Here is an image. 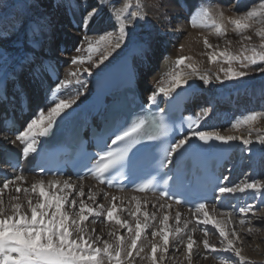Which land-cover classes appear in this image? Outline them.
Listing matches in <instances>:
<instances>
[{"label":"snow or ice","instance_id":"snow-or-ice-1","mask_svg":"<svg viewBox=\"0 0 264 264\" xmlns=\"http://www.w3.org/2000/svg\"><path fill=\"white\" fill-rule=\"evenodd\" d=\"M40 0H31L29 7L35 10L36 15L29 17L18 16L10 25H0V62L4 65H12L13 75H16L15 69L19 68L21 72H26L32 80L38 84H43L44 74L53 68V62L47 59V52L51 51L54 42V33L56 21L53 13L40 12L42 7ZM56 8L62 7L61 0H56L54 5ZM68 7H71L69 4ZM131 0H125L122 7H116L112 16H114L113 28L118 27V31H106L99 35L98 39L91 40L87 35L83 38V43L86 48L77 47L75 51L82 53L73 56L70 60L71 65H76V70L69 72V78L59 80L54 86L49 87L51 95L50 105L46 108H38L35 115L26 123L23 130L15 135V140L10 143L15 144L19 141L24 145L22 154L26 158L29 154L37 153L38 140L37 138H47L58 124L59 119H63L66 115V110L72 108L77 103V100L88 90V83L83 73L88 76L93 75V70L100 69L114 53L118 50L127 48L130 44L133 45L139 55L144 59H149L154 52L155 43L158 40L157 36L152 33H147L139 38L134 35V28L137 24H142L148 21L146 12L141 11L139 4L135 10L129 11ZM98 15L97 9L86 11L83 16V25L87 30L92 19ZM167 17V13H164ZM221 18V23L216 20L212 21V26L217 34L223 36L225 29L223 27V11L218 13ZM210 16L209 10L205 8L203 15L199 18L193 16L191 18L192 27H197L198 24H203ZM258 21L264 24V0H261L259 9L252 7L245 11L242 15L234 18H229V22L233 25L237 35L242 37V40L250 41L251 36H244L243 33L252 27V23ZM262 41H264V31L256 32ZM206 48H213L209 44L208 39H204ZM261 48L264 49V43ZM247 47L244 51L247 52ZM252 55L242 54L241 56L231 55L227 50L219 53L224 62L229 64L227 69H221L224 73L222 80L219 75L215 77L216 81L224 83L227 81H236L248 75L247 71L234 70L231 67L233 62H239L242 68H248L249 65L264 64V50L257 51L255 47L251 49ZM95 59L94 57H97ZM217 57L216 52L209 54V60L213 61ZM191 58L180 56L176 59L174 67L165 75L168 77V87L159 88L149 94V103L157 105L156 114L158 119L149 121L148 119H138L131 123L130 126L116 128L112 131L110 146L105 145L107 150H102L97 159L96 166L91 169L95 174L96 179L101 184L112 185L117 176L125 169L128 170V175L124 179H130L135 175V163L141 153H144L150 147V142L157 140L161 136H167L173 130L165 117L167 116L165 108L159 107L157 98L159 95L167 98L169 109L173 106H179L183 99L186 98L188 89L193 85L190 80L196 78L207 86L212 83V78L207 73H201L191 64L186 63ZM88 65L87 67H79ZM183 66V67H182ZM190 69L184 71L183 69ZM258 71L264 72V67H259ZM72 77L75 79V91L67 98H59L61 89H66L73 84ZM182 89L183 91H177ZM175 93V95H173ZM0 100L7 101L6 84L0 83ZM212 109L210 107L202 108L196 115L192 123L188 124V131L184 134L181 128V138L170 142L168 147L163 149L162 156L156 162V168L163 171V175L167 177L164 184L168 185L169 181L173 183L180 182L186 175L187 170L182 167L183 160L189 148H194L193 139L198 141L202 146L211 145L212 142L227 145L232 141H240L244 146L253 144L251 137V128L249 137H241L236 135H221L219 131L201 130L199 129L200 121L206 120ZM259 113H251L243 120L233 123V128H239L242 125H251L259 118ZM196 125L197 127H193ZM257 141L264 145V135L257 136ZM142 145L141 147H137ZM135 149V151H133ZM246 151L251 152V148L246 147ZM166 170V171H164ZM40 173H45V169L40 168ZM115 174V175H113ZM25 176L16 175L13 179H5L3 186L0 187V264H125L128 257H132L133 250L137 249V242L141 240V235L149 227L148 220L150 214L145 210L142 212L143 220L139 218L141 214V203L137 197H133L136 201L135 210H128V214L135 217L134 227L127 219H121L117 214L120 209L113 203L111 207L105 209L101 204H95V195L89 194L88 199L93 202L92 205L85 202L84 199H70V192L74 189V185L68 180L61 181L53 179L47 183L41 179L31 184V188H21L15 186V193L19 194L23 191L25 194L29 192L36 195V199L29 198L26 209L20 200L19 195L10 197L8 208L5 207L3 193L9 189L10 185L16 184L17 181H24ZM228 177H223L220 186L216 191L220 194H236L247 193L251 190L254 200L252 203L238 210L221 209L222 216L231 217L235 214H240L243 218L240 220V227L243 229L245 223H251L248 219V214L251 212L256 219L264 220V212L257 216L260 209L257 207V202L264 200V181L261 180H245L242 183H237L232 186L225 185ZM62 184V187L60 186ZM153 186V181L147 183L133 185L138 191H146ZM121 190L123 184L120 185ZM52 189H56L53 192ZM155 190V189H153ZM79 197H84V190L81 187L78 192ZM161 197H166L168 200L176 204L182 203V199L177 197L165 188L160 192ZM118 198L112 197L115 201ZM94 205V206H93ZM169 208L171 204L167 205ZM161 208L165 205L161 204ZM10 209V211H9ZM206 209V202H200L195 206L196 213H200L202 218L198 220L199 224L205 226V239L203 240V248L213 253L223 252L234 255L238 258L237 261L225 259L223 264H245V257L242 255L243 243L240 234L235 228L226 231L225 221L218 220L210 215ZM30 213V214H29ZM90 216H105V221H115L121 229H126L127 238L116 232H109L110 237H114V241L110 242L105 239L102 241L103 247L97 246L100 241L99 236H93L87 230L85 222ZM155 219V213L151 214ZM181 219L180 213L177 212L175 220L179 223ZM169 216L163 215L160 224L163 226L159 231H153L152 237H160L162 243H151V254L149 259L151 264H157V252L161 251L160 259L163 260V253L169 251L170 235L174 239L182 242L183 237L179 234L182 229L177 226L173 231L168 230ZM211 225L218 233L221 247L218 249L215 244H210L207 239V226ZM188 227V222L185 221L184 228ZM195 230V229H193ZM252 228L248 229L251 233ZM196 241L191 235H187L186 248L191 261L193 246ZM141 247L139 252H143ZM123 254V255H122ZM139 254V253H137Z\"/></svg>","mask_w":264,"mask_h":264},{"label":"bare ground","instance_id":"bare-ground-1","mask_svg":"<svg viewBox=\"0 0 264 264\" xmlns=\"http://www.w3.org/2000/svg\"><path fill=\"white\" fill-rule=\"evenodd\" d=\"M142 2H143L145 10L148 11V21L142 24H137V26L134 28V35L137 38L147 33H152L154 36H157L158 40L155 43L153 54L151 55L149 59L146 60L142 58L139 55V53L136 51L135 47L130 44L127 48H123L122 50H118L117 53H114L107 61L104 62V64L101 65L100 69L93 70V75L88 76L87 73H83V77H86L89 79L91 78V82L87 81L89 85L87 92H85V94L77 100V103L73 105L72 108L76 107L77 105L81 104L82 102H84L85 100L89 99L92 96L93 91L96 85L101 80L102 76L107 72V70L110 67L114 66V64L121 57H125L131 63L133 72L138 73V76H140V81L143 85L145 94L146 92L151 93L152 91L159 89L158 87L157 88L153 87V85L155 84L154 79H157L160 75L166 74L168 71L172 69V67H174V63L177 58L176 57L174 58L172 53L170 54V51L167 47H165V50L163 51L162 55H159L157 53V50L160 48L161 45H163V43L159 45V42L162 40L164 41L165 39V36H164L165 30L162 28L167 27V24L163 21L162 17H160V9L158 8L157 10L156 9L157 7L155 6L153 8V6L148 0H143ZM260 2L261 0L260 1H252V0H162V3L172 12L173 16L177 15V11H178L179 16L183 18H188V13L192 12V14H196L199 20V18L203 15V10L205 8L209 10V13H210L209 18L206 21H204L203 24H199L200 26L198 25V28L192 27L189 21L188 22L185 21V23L180 24L175 19L174 24L177 25L179 32L181 31L183 32L182 37L178 36L180 38L177 39L176 38L177 36H176L175 40L176 41L179 40V42H181L183 51L185 52L187 57L191 58L189 61H187V63L193 64L199 72L207 73L212 78V83L207 86L203 85V82L196 78H193L192 80L189 81V83L193 85V87L188 90L190 91L192 95V100L194 101V102H192V100L189 101V106L191 109L190 111L195 110L198 114L202 108L210 107L211 109H214L213 111H211L209 117L206 120L200 121L199 129L219 131L221 135H225V136L236 135V136H241L245 138L249 137L250 128L252 130L251 137H250L253 140L252 145L244 146L240 141H235L238 144V146L231 160L232 164L230 165V168H231L230 172H232L234 167H237L236 175L239 174L240 172L239 167L241 166L238 164L239 163L242 164L244 162L243 155L252 156L253 158L252 159L253 161L251 162V164H248V167L250 169L252 168L254 169L253 173L246 174L244 178L241 179L240 183L244 182L245 180H248V181L256 180L255 177H256L258 169L260 168L258 161L261 160V157H263L262 155H264V145H261L257 141V136L264 135V130H263L264 128L262 127L264 126V122H263L262 116L260 115H259V118L256 120V124H255L256 126H252V127H247V126L245 127L242 125L239 128H233L232 127L233 123H232L227 128H225V125L223 124L224 122L223 123L221 122L223 118L226 119L225 117L226 114L224 111H222L219 108L218 106L219 102L221 101L222 103L225 101L226 103H229L228 100H230L231 102H236L237 100H239L242 94H241V91H238V90L231 91L229 82L227 80H225L224 83H220L219 81H216L215 77L219 74H216L214 76L209 73L210 70L208 69L212 68L213 66V61L209 60V54L211 52H216L217 56H220L219 55L220 52L224 50L228 51V47L224 44V42H222L221 39H219V36L221 35L217 34L215 28L212 26V21L216 20L218 23H221V18L219 17L218 13L220 11H223L224 15H223L222 23H223V27L225 31L227 30L228 34L236 35L237 33L234 31L233 25L230 24L229 18H234L238 15H242L245 11L250 10L252 7H256L257 9H259ZM68 4L71 5V7H69L70 8L69 14H71L73 17L76 15H77L76 17H78L79 13L75 15L73 11V9H75L73 7L74 2L69 0ZM79 18L80 17H78L77 19ZM109 21L110 20L104 21L102 24L99 25L98 29H101V30L106 29V27H108ZM92 22L93 20L91 21V24H89L88 26H91L93 24ZM255 26H256V23L254 21L252 23V27L247 29L244 33H247L249 36H253L250 30H252ZM205 38L208 39L209 44H211L213 48L211 49L206 48L204 44ZM71 39L72 41L74 40L75 42L78 41L77 36L74 38L72 37ZM57 57H58L57 64H58V70H59L58 81L69 78L68 76L69 72L74 71L73 65L71 64L67 65L66 67L69 71L66 72L67 69L63 70V68L65 67L64 62L66 60L62 56H57ZM158 58H159V61H156L158 60ZM47 59H51L52 61L56 62L55 59L50 58V56L48 55H47ZM87 66L88 65H82L79 67L83 68ZM156 66L157 68H155L154 70L153 68ZM189 70L190 69H186L184 71H189ZM15 72H16V75H13V68L10 62L7 65H4L2 62H0V83L6 84L7 92L12 87V80L14 79V77L21 76L22 74L19 68H16ZM150 72H152L153 74H151L152 76L148 84L147 77ZM71 79L73 80V84L68 86L66 89H62V92L60 94L61 98H67L69 95L74 93L75 88H76V85H75L76 78L72 77ZM221 79L223 80V78ZM55 84L56 83L51 81V79L48 77V74L45 73L43 84H38V86L41 89L40 93H42V99L39 105H36V107L40 106L41 108H46L47 106L50 105V103L46 101L45 99V94L49 91V87L54 86ZM24 87L26 89L25 85ZM167 87H163V88H167ZM181 90L182 89H177V91H181ZM262 93H264V83L251 87L249 91L247 90V94H250L249 96L255 97V99H261V98H258L257 96H260ZM173 95H175V93H173ZM162 96H163L162 94L158 96L157 102H159L158 100ZM200 99H205V101L210 102V106H203V105L198 106V103H195V101H198ZM246 117L247 115L245 114L244 117H241L242 119H239V120H243ZM0 133H1L0 134V147H6V148L12 147L15 150L21 148L22 144H20L19 141H16L15 144L10 143V142L8 143L5 142L6 139H11L10 141H14L15 136H10L9 134H6V132H0ZM194 142H196L195 139H193L192 143ZM246 147L251 148V152L246 151L245 150ZM33 161H34L33 157L24 158V162L25 164L27 163V167H29L33 163ZM13 174L15 176L23 175L25 176V180L22 182L17 181L16 184L10 185L9 189H6L4 191L3 199L5 202L6 208H8L9 203H10V197L13 195H19L20 200L22 201L24 205V210H27L26 206H27V201L29 198L33 199V201L36 199V195L31 192H29L28 194H25L23 191H21V193L19 194L15 193L14 189L16 185H19L22 189L25 187L30 189L32 183L37 182L41 179H43L46 183L47 181L53 180V179H59L61 181L68 180L74 185V189L71 190L70 192V199L71 198H76L77 200L84 199L86 203L92 205L93 202L88 199L89 194H92V195H95L96 197L95 204H101L105 207V209H107L108 207H111V205L115 203L118 209H120V211H118L117 213L120 216V218L122 220L127 219L129 223L134 227L136 218L130 216L128 214V210L129 209L133 211L135 210L136 201L133 200V197H137L140 200V203L142 206L141 214L139 215V218L143 220L142 212L146 210L150 214L149 220H148L149 227L145 230V232L142 233L141 240L137 242V249L133 250L132 257H128L125 261V264H151V260L149 259V256L151 254V243H162L159 236L154 238L152 237L151 233L153 231H159L160 228L163 227L160 224V220L163 218V215L165 214L169 216L168 230L171 232L177 226H179L182 229V232L179 235L183 237V240L181 242L178 239H174L170 235L169 251L167 253H163L164 258L163 260H161L160 256L162 255V253L160 250H158L157 264H223L224 257L226 256L227 257L229 256L235 260H238V258H236L232 254L223 253V252L213 253L211 251L205 250L203 248V240L205 239V232H204L205 226L198 223V220L202 218V215L200 213H196L195 210H189L187 208L179 206L176 203L166 201L165 199L161 198L157 194H141V193L132 192V191L117 192L114 190L106 189L105 187L97 184L91 178L75 180V179L70 178L69 176L40 177L38 175L27 174L26 172H22V173L15 172ZM60 186L62 187V184ZM81 187L84 190V194H85L84 197H79L78 195L79 189ZM52 191L56 192V189H52ZM113 196H116L118 199L113 201L112 200ZM224 197H228V202L231 201L232 209L236 210L235 205L237 204L240 198L242 202L241 207H244L247 204L253 202L254 196L251 190H249L247 193H243V194L242 193L222 194V198ZM161 204L165 205V207L161 208L160 207ZM168 204H171L170 208L167 206ZM205 210L208 211L209 214L214 216L216 219L225 221L226 231L235 228L237 232L240 234V237L243 241V243L241 244V247L243 249L242 255L245 257V264H253L252 260H255L256 262L258 261L260 264H264V228H263V233L261 234L258 233L259 232L258 228L255 225H251V226L249 225L248 227L241 229L240 223H239L240 220H237V218H234V215L231 217L222 216L220 214L221 209H218V207L214 205H206ZM177 212H179L181 216L179 223L175 220V216ZM152 213H155V219L151 217ZM104 217L105 216H90L88 221L85 222V226L87 230L89 231V233H91V235H93L94 237L99 236L101 238L100 241L97 242V246L103 247L102 241L105 239L109 240L110 242L114 241V237H110L108 235L109 232H116L127 238L128 236L127 230L121 229L119 225L115 224V221L98 222L96 220V219H101V218L103 219ZM239 217H241V215ZM250 220L251 222H253L252 224L261 221L260 219H256L255 217ZM185 221L188 222V227L186 229L184 228ZM210 226L211 225L207 227H210ZM249 228L253 229L251 233L248 232ZM211 229H213L212 226H211ZM187 235H191L193 237V240L196 241V243L193 246V250L191 254V261H189V254L186 248ZM213 235L214 234L212 232L208 233L207 239L209 240L210 244H215L216 247L219 249L221 247L220 245L221 238L219 236L214 237ZM141 247L144 248L143 252H139V249ZM254 248H257V249L255 250ZM217 255H219V257H216Z\"/></svg>","mask_w":264,"mask_h":264},{"label":"rangeland","instance_id":"rangeland-1","mask_svg":"<svg viewBox=\"0 0 264 264\" xmlns=\"http://www.w3.org/2000/svg\"><path fill=\"white\" fill-rule=\"evenodd\" d=\"M68 1L69 0H61L62 7L56 8V7H54V5L56 4V0H40V2L42 3L43 6L39 9V11L40 12H51V13H53V15L55 17V21H56V27H55V33H54V42H53L52 47L54 48L55 52H57V53L56 54L51 53L52 55H59L60 54V45H62L64 38L66 36H67V42L71 41L74 44V47L77 48V47L83 46L86 48L87 45L83 43V38L85 35H87L89 39L95 40V39L99 38L100 34H103L106 31H113L114 33H115V31H118V27L113 28L114 16H112V13L114 12V8L122 7L123 4L125 3V0H71L72 2H74L73 7L75 9L77 8L76 10L73 9L75 15L79 13L78 17H80L79 19H77L78 22L76 23L75 26L69 20V17L66 13V9L69 8L68 7V5H69ZM142 1L143 0H131V7L129 8V11L135 10L137 5L139 4L141 11L146 12L148 15V11L145 10ZM148 1L151 3L153 8L155 6V7H157L156 8L157 10H158V8L160 9V17H162L163 21L167 24V27L162 28L165 30V33H164L165 39H164V41L162 40L159 42V45H161L162 43H163V45L160 46V48L157 50V53L159 55H162L163 51L165 50V47H167L170 51V54L171 53L173 54L174 58L175 57L178 58L180 56H186L187 57V55L183 51V48L181 46V42H179V40H177V41L175 40L176 38L178 39V38L182 37L183 32L182 31L179 32L177 25L174 24V20L176 19L177 22H179L180 24L185 23V21H187V22L189 21V23L191 24V22H190L191 18L193 17V15L196 16V14H192V12L188 13V18H189L188 19V18H183V17L179 16V12L177 11V15L173 16L172 12L162 3V0H148ZM252 1H260V0H252ZM30 3H31V0H0V25H6V26L10 25L12 22H14L16 20V18L18 16L29 17V18L35 16L36 12H35V10H33L29 7ZM93 8L97 9L98 15H96L92 19L93 24L91 26H88L87 30H85V27H84L83 22H82L83 16H84L86 11H91ZM164 13H167V17H165ZM107 20H110L108 23V27H106V29H104V30L98 29L99 25L102 24L104 21H107ZM179 23H178V25H179ZM255 23H256V26L252 30H250V32H252V35H253V36H251L252 39L250 41L242 40V37L240 35H237V34L236 35L228 34L227 30L225 31V34L223 36H219V39H221L222 42H224V44L228 47V52L231 55L241 56L242 54H246V55L250 56V55H252L251 49L253 47H255L257 51L264 50L261 48V45H262V43H264V41H262L261 38L258 35H256V32L258 30L264 31V24H262L258 21H255ZM90 24H91V22H90ZM195 28H198V26ZM243 35L249 36L247 33H243ZM70 36H72L73 38L77 36L78 41L77 42H75L74 40L72 41V39H71L72 37H70ZM178 36H180V37H178ZM221 40H220V42H221ZM74 47H73L74 50L70 53L72 56L69 54L65 58L63 57L66 60L64 62L65 67L63 68V70L67 69L66 66L70 64L69 62L73 56H77V55L82 54V53L76 54L77 53L75 51L76 48H74ZM245 47H247V49H248L247 52L244 51ZM94 58L98 59V56L94 57ZM156 61H159V58ZM186 63H187V61H186ZM174 65H175V63H174ZM75 67H76V65H73L74 71L76 70ZM228 67H229V64L224 62L222 57L217 56L216 59L213 60L212 68H210L208 70H210V72H209L210 74H212L214 76L216 74H219V76L224 79V73H223V71H221V69H227ZM231 67L234 70L247 71L248 75L241 78L240 80L228 81L231 91H233V90L241 91L242 95L239 98V100H237L236 102H231L230 100H228L229 103H226L224 101V102H222V104H220L221 103V101H220L218 104L219 108L222 111H224L226 114V116H225L226 119L223 121L225 128H227L230 124L236 122L237 120L242 119L241 117H244L245 114L249 115L253 112L259 113L260 116H262V119L264 122V93H262L260 96H257L258 98H261V99H255V97L249 96L250 94H247V90L249 91L251 87L258 85V84H261V83H264V72L258 71V68L264 67V64L249 65V67L245 69V68L241 67L239 62H233L231 64ZM155 68H157V66L154 67L153 69L155 70ZM186 69L187 68H184L183 70H186ZM67 71H69V70L67 69L66 72ZM151 74H153V73L150 72L148 74V77H147L148 84H149V82H150L149 80L152 76ZM83 78H86V77H83ZM86 79L88 82L89 81L91 82V78L90 79L86 78ZM154 82H155V84L153 85L154 88L167 87L168 86V77L165 74L160 75L157 79H154ZM149 94L150 93L146 92L147 97L149 96ZM199 102L203 106H210V102L205 101V99H201ZM213 110L214 109H212V111ZM255 124H256V121H255V123L253 122L250 126L249 125H243V126L252 127V126H256ZM262 127L264 128V126H262ZM262 156L263 157H261L262 158L261 162H262L263 166H262L261 170L263 171L264 170V155H262ZM251 157L252 156L249 157L248 155H244L243 159H244L245 163H247L246 165H248L251 162V160H252ZM260 168H261V166H260ZM246 172H249V174H251V173H253V170H250L248 167H246ZM256 180L264 181V174L258 175ZM262 201L264 202V200L258 201L257 207L260 209V211L257 212V214H256L257 216L261 215V213L264 212V203ZM261 203H263V204H261ZM239 216H240L239 214L238 215L236 214V215H234V218H237V220H241L243 217L242 216L239 217ZM219 217H221V216H219ZM254 217L255 216H253L251 212H250V214H248L249 220L254 218ZM96 220L98 222H100V221L106 222L105 217L103 219L101 218V219H96ZM252 223L253 222L245 223V225H244L245 227L243 226V228H246L249 225L250 226L255 225L258 228V231H259L258 233H260V234L263 233V228H264V221L263 220L256 222L254 224H252ZM207 229H208V233L212 232L214 234L213 235L214 237L219 236L218 233L215 231V229H211V226L207 227ZM254 249L256 250L257 248H254ZM216 257H219V255H217ZM226 257H224V260L225 259H231L232 261H237V260L233 259L232 257H229V256H228L229 258L228 257L226 258ZM252 262H253V264H260L258 261H257L258 262L257 263L255 260H252Z\"/></svg>","mask_w":264,"mask_h":264}]
</instances>
